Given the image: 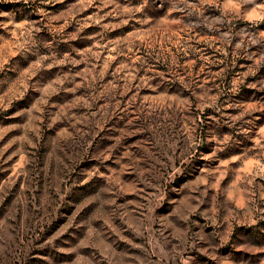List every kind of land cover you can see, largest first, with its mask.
<instances>
[{
    "label": "rangeland",
    "instance_id": "rangeland-1",
    "mask_svg": "<svg viewBox=\"0 0 264 264\" xmlns=\"http://www.w3.org/2000/svg\"><path fill=\"white\" fill-rule=\"evenodd\" d=\"M0 264H264V0H0Z\"/></svg>",
    "mask_w": 264,
    "mask_h": 264
}]
</instances>
